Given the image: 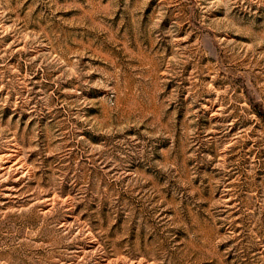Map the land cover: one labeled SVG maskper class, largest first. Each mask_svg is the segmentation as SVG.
<instances>
[{"label":"rangeland","instance_id":"obj_1","mask_svg":"<svg viewBox=\"0 0 264 264\" xmlns=\"http://www.w3.org/2000/svg\"><path fill=\"white\" fill-rule=\"evenodd\" d=\"M0 264H264V0H0Z\"/></svg>","mask_w":264,"mask_h":264}]
</instances>
